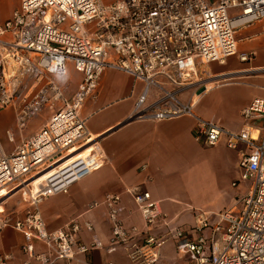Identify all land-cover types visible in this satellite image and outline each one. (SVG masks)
<instances>
[{"label": "built area", "instance_id": "built-area-1", "mask_svg": "<svg viewBox=\"0 0 264 264\" xmlns=\"http://www.w3.org/2000/svg\"><path fill=\"white\" fill-rule=\"evenodd\" d=\"M255 25L260 30L247 39H264V0H19L0 22V109L15 110L20 131L45 107L52 114L12 153L0 154V206L5 192L30 190L28 181L45 172L41 185L31 190L32 209L23 215L0 209V231L13 228L25 239V259L15 262L14 254L0 252V264H56L108 246L124 247L132 264H155L158 249L169 240L195 264H264V97L242 109L239 131L201 118L194 110L195 93L209 81L233 80L231 74L203 79L206 65L224 64L236 54L241 62L254 60V50L239 51L238 33ZM71 67L81 79L67 97ZM107 69L123 71L145 85L131 118L192 116L204 145L225 138L231 149L246 146L240 181L248 182V191L237 207L213 219L200 212L193 228L185 230L173 225L142 182L126 191L142 214L143 228L125 225L117 193L104 200L112 231L108 244L97 235L90 243L79 239L84 229L95 230L90 221L76 218L59 229L48 228L37 205L50 195L69 193L74 183L106 162L82 109L97 97ZM152 87L158 96L145 105ZM191 89L194 94L185 100L182 94ZM6 134L15 141L13 129ZM146 168L142 165L141 171ZM98 205L94 202L90 209ZM36 242L44 249L38 251Z\"/></svg>", "mask_w": 264, "mask_h": 264}, {"label": "crops", "instance_id": "crops-1", "mask_svg": "<svg viewBox=\"0 0 264 264\" xmlns=\"http://www.w3.org/2000/svg\"><path fill=\"white\" fill-rule=\"evenodd\" d=\"M259 30L260 26L255 25L238 33L239 51L256 52L252 62L240 61L239 64L231 59L233 55L227 58L225 68L214 64L217 62L204 67L203 79L231 74L237 80L209 81L201 93H195L197 101L194 110L199 117L213 120L228 130L239 131L244 125L242 109L254 98L264 97V39H247ZM73 74L78 73L71 67L70 75ZM144 88L142 81H136L120 70L107 69L102 75L99 93L95 99L86 102L82 115L88 118L89 131L98 138L106 162L74 183L69 193L50 195L37 205L50 230L64 227L76 218L82 223L90 221L95 230L90 232L84 229L79 239L90 243L93 235H97L108 244L112 231L104 200L109 193L120 195L123 206L121 218L125 225L143 228L142 214L133 197L126 191L127 186L136 183L145 182V187L151 191L173 225L185 230L193 228L198 213L204 212L213 219L217 213L237 207L247 193L248 187L240 189L243 183L240 181V160L247 151L244 144L238 149H231L223 138L217 145H204L197 138L196 119L192 116L160 121L137 118L129 120L136 111ZM193 92L195 89L184 92L182 97L188 100ZM157 96V89L152 87L145 105L153 102ZM48 118L45 115L33 117L26 128L20 131L15 110L0 109V154L12 153L16 145L35 134ZM8 129L15 132L14 142L7 138ZM145 164L147 168L141 171ZM44 174L37 175L39 177L31 180V184H40L39 180ZM234 182L238 184L234 186ZM94 202H99V205L90 209ZM24 242L22 233L13 228L0 231V252L14 254L15 262L25 259L22 252ZM36 249L41 251L44 245L36 242ZM158 251L159 258L155 264H195L189 254L179 250L175 240L167 241ZM109 262L132 264L124 247L109 246L77 254L71 260H59L56 264Z\"/></svg>", "mask_w": 264, "mask_h": 264}, {"label": "rangeland", "instance_id": "rangeland-1", "mask_svg": "<svg viewBox=\"0 0 264 264\" xmlns=\"http://www.w3.org/2000/svg\"><path fill=\"white\" fill-rule=\"evenodd\" d=\"M104 1H112V0H104ZM213 1H215V0H213ZM18 5H19V0H0V22H4L5 19H7L11 15L12 11ZM231 59L238 62L239 64L241 63L240 60L238 59L237 55L233 56ZM214 64H217L218 67H220V68H225L227 66V64H219V63H214ZM230 78L233 79L232 81L237 80V79H234V76L230 77ZM80 79H81V77L79 74H73L72 76L71 75L69 76L68 85H67V88L65 90L67 97H70L75 92V90L77 89V86L80 82ZM199 92L201 93L202 89H200L197 92V94H199ZM51 114H52V109H50L49 107H45L39 115L40 116L45 115L48 118L51 116ZM35 117H38V116H35ZM73 151H75V150H73ZM43 179H44V177L40 178L41 181L39 180V182L42 183ZM36 186L37 185L31 184L29 186L30 190H29V188H25L24 190L16 192V194L7 197L6 199H4V202L1 205L0 209H2L3 207L5 210L6 209L7 210L15 209L21 215L26 213L29 209L33 208V206L31 205L30 196H31V190H34ZM247 187H248V182H243L241 184L240 189H242V188L245 189Z\"/></svg>", "mask_w": 264, "mask_h": 264}, {"label": "bare ground", "instance_id": "bare-ground-1", "mask_svg": "<svg viewBox=\"0 0 264 264\" xmlns=\"http://www.w3.org/2000/svg\"><path fill=\"white\" fill-rule=\"evenodd\" d=\"M196 101H197V100H195V102H196ZM40 175H41V174H40ZM37 177H39V176H37ZM35 179H36V176L33 177L31 180H35ZM31 180H29L28 183H29V182L31 183ZM27 185H28V184H26L25 187H27ZM5 193H6V194H4L5 196H4L3 199H6V198L9 197L10 195L14 194V192H10V193H9V192H5ZM3 199H2V200H3Z\"/></svg>", "mask_w": 264, "mask_h": 264}, {"label": "water", "instance_id": "water-1", "mask_svg": "<svg viewBox=\"0 0 264 264\" xmlns=\"http://www.w3.org/2000/svg\"><path fill=\"white\" fill-rule=\"evenodd\" d=\"M132 119H134V118H130L129 120H132Z\"/></svg>", "mask_w": 264, "mask_h": 264}]
</instances>
